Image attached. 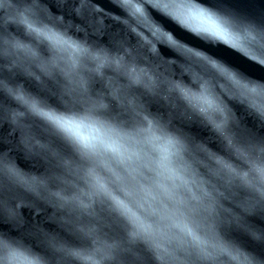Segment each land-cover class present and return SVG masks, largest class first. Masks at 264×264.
Here are the masks:
<instances>
[{"label":"clouds","instance_id":"obj_1","mask_svg":"<svg viewBox=\"0 0 264 264\" xmlns=\"http://www.w3.org/2000/svg\"><path fill=\"white\" fill-rule=\"evenodd\" d=\"M140 3L148 24L169 34L177 47L137 23L117 0L110 5L120 18H114L111 29L103 32L74 30L56 18L49 20L68 40L87 49L77 66L86 91L76 89L66 74L71 49L56 50L41 41L28 69L0 65V80L22 85L26 94L46 107L89 113L129 133L122 143L136 154L125 164L110 155L83 158L62 134L21 109L33 146L26 147L18 139L0 145V241L4 242L0 264H30L32 257H39L41 264H82L53 244L79 248L87 244L96 257L89 264H228L219 245L241 242V225L264 229V177L257 171L264 167V116L244 103L230 81L183 48L199 51L255 84H264V64L189 30L153 7L152 0ZM194 3L231 18L233 30L253 26L235 14L230 7L233 0ZM254 28L257 39L248 47L253 55L264 56V16ZM97 56L109 58L100 72L95 70ZM42 64L48 65L47 71ZM139 65L147 72L144 80L136 82L131 74ZM205 82L212 86V108L189 102L176 87L197 89ZM96 100H103L107 108L94 110ZM14 107L17 104L10 96L0 94V116ZM216 121L223 122L222 129ZM65 161L71 165L65 166ZM225 164L247 173L250 184L241 183ZM8 165L34 178L38 192L9 176ZM89 168L106 178L111 194L126 203L129 213L118 210L108 196L92 191L86 176ZM17 201L22 202L19 221L5 211L17 206ZM246 202L254 210H247ZM89 231L95 234L94 245L88 242ZM105 240L119 241L111 258L101 250ZM202 248L212 256L204 255ZM12 250L22 258L13 260Z\"/></svg>","mask_w":264,"mask_h":264},{"label":"snow or ice","instance_id":"obj_2","mask_svg":"<svg viewBox=\"0 0 264 264\" xmlns=\"http://www.w3.org/2000/svg\"><path fill=\"white\" fill-rule=\"evenodd\" d=\"M0 2H2V0H0ZM80 3L82 8H87L91 5V0H80ZM117 3L119 7L123 8L137 23L146 25L152 31L154 36L163 37L171 47L178 46L177 42L174 41L169 34L160 32L158 28L148 24L140 0H117ZM152 5L153 7L160 8V10L165 14L172 16L189 30L219 41L226 46L239 48L244 55L251 56V58L256 60L259 64H264V56H255L253 55V50L251 48L248 46H241L235 42L233 39L234 30L230 27V25L234 23L231 18H221L196 5L194 0H179V3L177 0H152ZM57 22L61 21L57 20ZM32 31H35L37 36L41 37L43 41H46L53 49H71V54L69 56L70 66L66 74L69 75L76 89L86 91V82L82 78L78 77L77 66L79 63V57L86 54L87 49L73 41L68 40L62 32L56 30L54 27H44L39 30L33 28ZM242 32L252 40H255L258 35L257 30L251 25L243 26ZM5 44L6 41L0 39V56L7 55ZM154 51L155 49H153V52ZM183 51L187 55L195 57L196 59L208 64L212 70L224 76L231 82L233 87L243 98H261L262 102L259 104L255 103V99H253L251 106L254 107L260 115L264 116V84H255L244 80L242 77L230 70L226 65L212 59L211 57L205 56L199 51L189 48H183ZM27 54L31 57V59H36L38 55L36 51L32 50H28ZM95 59V70L97 72L102 71L109 63V58L107 56H97ZM41 69L43 71H47L48 65L42 64ZM131 75L134 81H141L140 77L135 75L134 72ZM176 87L180 94L183 95L189 102L193 104L207 105L209 108L214 106L213 101L206 97L203 92L197 96L191 93L189 89L180 85H177ZM4 92H7L9 96H13L14 99L23 106L26 112L39 117L57 132L62 134L68 141L74 144L83 158L95 159L97 157L110 155L112 159L118 163L125 164L127 162H131L132 157L136 155L135 153L129 154V151L122 143L123 139L129 136V133L123 132L111 123L99 120L89 113L78 114L72 112H60L53 108L46 107L36 97L30 96L22 91L11 89L5 81L0 80V94H3ZM115 94L118 95V92ZM106 108L107 104L104 103L103 100H96L93 102L94 110H104ZM25 111L13 114V120L17 127L21 128L22 132V118L25 116ZM149 125L151 126V122H149ZM24 144L29 148L33 146V138L26 132L24 133ZM2 163V158H0V164ZM64 163L65 166L71 165L70 161H65ZM224 166L228 168L233 175L237 176L241 183L245 185L250 184L247 173H240L237 170L232 169L231 166L227 164ZM257 171L259 175L264 177V167L257 169ZM7 173L17 183L25 186L27 190L38 192V184L34 178H24L22 174L11 165L7 166ZM86 176L90 182V188L95 194L108 196L112 199L117 209L122 213L127 214L130 212V209L124 201L111 194L106 178L100 175L95 168H89L86 172ZM21 206L22 202L19 206L6 208L5 211L7 212L8 217L12 220L19 221L18 207ZM245 208L250 211L254 208V205L249 203L245 205ZM241 227L245 232H247L251 239L264 242V229L257 232L246 224L241 225ZM192 238L194 241L199 243V237L195 234H192ZM2 243L4 242L0 241V244ZM53 246L57 247L58 251L62 252L65 256L72 258L74 261L82 262V264L91 259L79 247H66L62 245L57 246L55 244H53ZM218 247L222 254L228 255L232 260L236 261L237 264H242L239 256L232 255L229 248L223 245H219ZM201 251L208 257L212 256V253L206 248H202ZM11 257L13 260H20L22 258L20 253L16 250H12ZM30 264H41V260L39 257H32Z\"/></svg>","mask_w":264,"mask_h":264},{"label":"water","instance_id":"obj_3","mask_svg":"<svg viewBox=\"0 0 264 264\" xmlns=\"http://www.w3.org/2000/svg\"><path fill=\"white\" fill-rule=\"evenodd\" d=\"M177 2L179 3V0H177ZM110 3L111 0H91V5L89 7L82 8L80 0H2V2H0V39L6 41L5 49L7 55L0 56V65L6 64L7 66L15 67L19 70L28 69V61L31 60V57L27 54L28 50L37 52L39 43L43 41L32 29L35 28L39 30L44 27L51 28L52 26L49 23L51 18H56L59 21L71 25L74 30L90 29L103 32L111 29L113 19L120 17L119 11L113 9ZM230 7L233 8L237 16L250 22L253 27H255L259 18L264 16V0H233ZM233 39L241 46H248V44L253 41L239 30H234ZM43 42L47 43L46 41ZM229 48L244 55L239 48ZM146 72L147 68L144 65H139L134 71V74L139 76L142 81L145 78ZM8 87L24 92L20 84L16 86L8 84ZM182 87L189 89L191 93L197 96L203 92L206 97L212 100V86L210 83H202L197 89L191 88L188 85H182ZM3 94L8 95L7 92ZM10 97L17 104V107L8 109L4 115L0 116V145H6L10 141L15 142L17 139L24 144V133H28L27 126L24 123V117L22 118L23 132L21 128L17 127L13 120V114L23 112L21 109L24 108L13 96ZM253 99H255V103L257 104L262 102L261 98L257 97L244 98V103L252 111L259 114V112L251 106ZM216 124L221 129L224 126L222 121H216ZM132 153L134 152L129 151V154ZM133 158L134 156L132 159ZM22 176L26 179H31L27 175L22 174ZM249 203L250 202H246V204ZM20 204L21 202L17 201V206ZM252 210L254 209L252 208L250 211ZM25 211L28 215L35 214L30 210ZM35 211L39 212L40 209L37 208ZM249 226L257 232L262 230L258 226ZM88 242L93 245L95 244V234L92 231L88 232ZM224 246L231 250L232 255L239 256L242 264H264V242L251 239L245 231L241 242H229ZM80 248L91 258L89 261L84 262V264H89V262H94L96 260V257L91 254L92 249L89 248L87 244ZM118 248L119 241H102L101 250L108 258H111L114 250ZM226 256L228 264H237V262L232 260L228 255Z\"/></svg>","mask_w":264,"mask_h":264}]
</instances>
